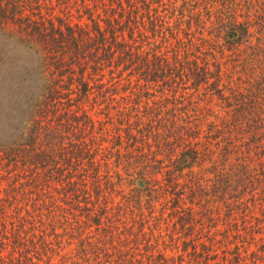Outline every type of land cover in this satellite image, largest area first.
Segmentation results:
<instances>
[{"label": "trees", "instance_id": "trees-1", "mask_svg": "<svg viewBox=\"0 0 264 264\" xmlns=\"http://www.w3.org/2000/svg\"><path fill=\"white\" fill-rule=\"evenodd\" d=\"M34 1L35 5L29 0H0L2 46L21 47L32 56L39 72L0 74V101L5 98L7 103L0 116V161L18 169L7 186L0 188V232L18 256L4 257L5 263L0 256V264H44L53 256L59 257L53 264H248L249 257L240 246L230 260L224 251L221 256L215 252L210 229L200 233L203 237L196 236L191 213L180 209L178 175L205 160L198 158L192 143L197 132L187 124L170 126L177 131L166 129L158 117V103L153 107L142 100L152 94L150 89L169 86L168 74L191 79L195 86L204 82L209 67L206 57L214 44L211 38H195L190 31L193 15L186 20V28L170 34L177 49L184 47V56L179 57L172 48L174 56L167 60L144 48L153 36L168 41L162 35L166 28L159 14L164 5L161 0H58L63 10L67 8L61 14L48 11L50 6L42 0ZM227 11L222 9L218 20L221 28L227 26L226 38L234 47L247 40L251 22H239ZM258 13L257 32L263 33L264 12ZM7 51L0 48V61L6 59ZM255 55L264 63V50ZM257 84L258 91L264 89L263 80ZM257 93H251L247 107L232 110L230 121L219 129L211 127L214 137L224 134L227 139L226 134L235 127L238 133L248 134V142L234 150L242 158H248L251 143H255V153H264L260 145L264 92H260V101ZM160 126L168 135L174 134L179 140L176 145L185 149L165 166L155 154L142 150L150 147L151 138H157L154 133ZM228 142H214L221 152L219 160L211 159L216 190H226L232 180L221 170L233 152V141ZM263 166L256 170L257 177L264 175ZM245 167L240 165L246 171ZM156 173L163 177L155 178ZM250 181L254 189L261 184L260 180ZM123 184L134 185L131 193L117 190L120 202L112 205L107 190ZM144 197L151 206L163 200V208L172 201L171 207L176 209L170 215L177 216V237L169 233L168 239L161 235L149 239L159 222L148 223ZM129 204L133 213L128 224L121 219ZM146 223L151 232L144 229ZM70 245L73 248L60 254ZM162 245L179 247L180 252L167 256ZM255 255H250L252 264H256Z\"/></svg>", "mask_w": 264, "mask_h": 264}, {"label": "rangeland", "instance_id": "rangeland-1", "mask_svg": "<svg viewBox=\"0 0 264 264\" xmlns=\"http://www.w3.org/2000/svg\"><path fill=\"white\" fill-rule=\"evenodd\" d=\"M29 1H31L30 4L35 5L34 0ZM42 2L50 6L48 11L53 12V14H61V12L67 11V8L63 10L64 5L59 4L58 0H42ZM161 3L164 5L159 7L161 11L159 14L164 20V28H166L162 35L164 34L168 37V41L161 36H153L149 40L150 43L144 46L147 51H150V54L158 52L163 54L167 60L169 58L171 60V57L174 56V51L172 50L174 48L177 55L183 57L184 47L177 49L179 45L176 46V40L170 39V34L172 30L180 31L186 28L188 26L186 20L190 18V15L194 17L192 21L190 20V31H193L195 38L199 36L205 39L211 38L212 44H214L211 48V54H208L209 56L206 55L209 67H207L208 74L204 82L195 86L192 84L191 79L175 78L168 74L166 80L169 86L164 87L163 90L154 87L149 90L152 94L142 98L143 101L148 100L149 106L156 107L158 103V110H160L158 117L162 119V125H166V129L177 131L174 128L172 129V127L170 128V126L187 124V126L193 127V130L197 132L195 137H193L192 143L197 149L198 158H204L205 160L201 163L198 160V162H195L190 168H185L178 175L176 183L178 184V189L182 191L179 198L181 200L179 202L180 209H182L183 213H191L192 224L195 229L193 230L196 236H202L200 233L205 234L210 229L209 234L213 235L212 242H214L215 252H219L220 256L221 252L224 251L228 260H230L234 258L233 254L237 249L236 247L240 246L243 255L249 257L248 264L253 262L250 257L252 253L256 254V258L258 257L256 264H264V179L262 178L264 175L257 177L258 173L256 172L257 169H261V164L264 163V153H255V143H251L249 145V156L251 158L249 156L248 158H242L240 156L241 152L236 153L234 150L235 148L238 150L240 146L248 142V134L238 133L235 127L231 131L229 130L230 133L226 134V139L224 134L214 137L215 130L211 129L212 126L215 129H219L218 127L222 126L223 123L230 121L232 119L231 112L234 108L238 106L247 107L251 93L259 92L257 97L259 101L262 100L264 93L261 95L260 92H264V89L258 91L257 82L263 80L264 86V74L262 73L264 71V63L259 62L261 59L257 58L258 55H255V52L264 50V37L262 38L264 32H257L260 27L257 24V15L259 10L264 12V0H161ZM156 5L153 4L152 7ZM225 5L227 8H224ZM222 9H228L227 15H236L239 22H251L249 24L250 33L246 41L239 45L236 44L237 46L235 45L234 47L228 44L230 39L226 38L227 26L221 28V22L219 21L221 19L218 20L220 16L222 17ZM247 14L249 15L248 17H246ZM177 19L180 20L178 25L176 24ZM77 20L78 18L74 16L73 21ZM84 20L85 17L81 19V21ZM225 20L224 18L222 23ZM216 34H219L220 37L214 38ZM178 36L182 38V33L178 32ZM2 42L3 39L0 37V48L7 49L8 53H6V59L3 62L0 61V74H14V76L39 74L31 55L22 50L21 47L2 46ZM216 74L220 75L219 79ZM106 78L107 76L105 75L104 79ZM171 84L172 88L170 87ZM176 84L178 85L174 87ZM119 96L117 94V97ZM6 104L5 98L0 101L2 106L0 107V116H3L1 113L3 106ZM10 116H12V113H10ZM165 128L163 126H160L159 129L156 128L154 135L157 138H151L150 147L145 149L144 146L142 148L143 152L147 151L149 154H155L156 159H162L164 166L170 165L172 160L180 157L185 150L182 146L176 145L179 140L174 134L168 135ZM215 138L222 144L230 140L233 141L230 147L233 152L229 154L226 163L222 165L223 169H221L224 173L227 171L231 175L232 180L227 189L223 191L215 188L216 171H213V161L211 160L212 158H217L219 152L214 144ZM157 143H160L159 147ZM105 145L111 147V143H106ZM174 145L178 147L176 150L171 151L170 148ZM260 145L264 149V134ZM251 148L253 149L251 150ZM217 159L219 160V157ZM241 164L246 165V171L240 168ZM230 166H232V169ZM240 169L242 170L241 173L238 172ZM263 169L264 166L262 171ZM17 172L18 169L7 165L5 161H0V188L6 187L9 178L15 177ZM161 177H163V174H155V178L161 179ZM251 178L254 182L257 180L261 182L260 185L256 186V189L251 184ZM238 180H240L239 184L235 182ZM136 185L138 184L136 183ZM132 186L134 185L123 184L122 188L116 186L114 190H107V194L110 193L111 200L114 202L112 205L120 200V196L116 195L117 190L121 189L122 194H130ZM143 202V213L147 218H150L148 223L152 226L156 220L159 222V227L154 226L153 235L149 234V239L154 241L159 235L168 239L169 233H174L177 237L178 231L176 232V227L174 231L175 221L177 225V216L170 215L176 209L175 206V208L171 207L173 205L172 201L166 203L165 208H163L162 204L164 201L161 199L155 201L153 206L151 204L148 205L146 197L143 198ZM131 208L132 205L129 204L124 209V216L121 219L128 222V224L131 222V213H133ZM150 213H152V216L148 217ZM148 223L144 225V229L151 232ZM202 240H205V238H202ZM221 240H223V243ZM1 243H3V246H1ZM71 248H73V245L67 246L60 254H64ZM160 248H164V251L161 250L167 256H173L180 252L179 247L171 249L162 245ZM0 256L3 258L4 263L6 262L5 258L18 256V252L12 250L10 240L3 237L2 231L0 232ZM58 259V256H53L52 259L44 264H53Z\"/></svg>", "mask_w": 264, "mask_h": 264}]
</instances>
